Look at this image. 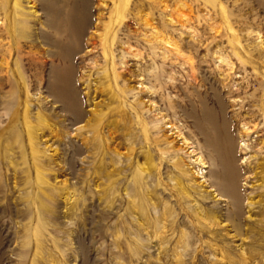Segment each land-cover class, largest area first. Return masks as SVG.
Returning <instances> with one entry per match:
<instances>
[{
    "label": "rangeland",
    "instance_id": "rangeland-1",
    "mask_svg": "<svg viewBox=\"0 0 264 264\" xmlns=\"http://www.w3.org/2000/svg\"><path fill=\"white\" fill-rule=\"evenodd\" d=\"M154 1L162 20L129 22L140 43L116 37L113 62L93 8L68 64L37 44L29 71L38 8L0 0V264H264V0ZM57 72L78 119L49 93ZM199 100L211 125L189 118Z\"/></svg>",
    "mask_w": 264,
    "mask_h": 264
},
{
    "label": "bare ground",
    "instance_id": "bare-ground-1",
    "mask_svg": "<svg viewBox=\"0 0 264 264\" xmlns=\"http://www.w3.org/2000/svg\"><path fill=\"white\" fill-rule=\"evenodd\" d=\"M30 1L32 6L38 8V11L33 12V15L37 16L36 21H38L32 26L34 27L36 25V29H31V24L33 22L30 20L25 21V24L28 25L27 27L29 29V32L27 31L28 35H26V66L29 71L41 67V64H38L35 59L37 44L46 47L43 54L45 59H53L54 57H57L59 61L68 64L75 52L74 47L79 45L81 37L92 24L94 10L96 11V14L100 12L97 14V21H99V24H96L95 27L96 30H100L101 33L97 36L91 37L90 40L94 41V46H99L102 50V59L104 61L112 60L111 62H113V56L110 55V52L114 46L117 47L119 45L118 41L115 42L116 37L121 36L126 40L128 39L127 42L134 40L136 44L138 42L140 43L139 40L134 39L133 36L129 35V22H135L138 27H151L153 25L150 24L151 21L155 19L161 21V17L164 13L163 10H159V4L154 0H97L98 3L96 6H94V0ZM15 7L16 11H18L20 8L18 0H16ZM144 10L148 11L147 16L145 15V17H141L140 14ZM105 18L108 22L104 24L101 20H104ZM12 20L15 25L16 23H20L15 16ZM161 28L167 32L166 26L161 25ZM48 48L53 50H49ZM68 69L67 77L70 76V72L72 73L73 68L68 65ZM57 77L59 78L58 72L55 75L54 84L52 83L49 86V93L54 94L55 102L61 104V109L71 116V118H80L81 111L76 93L71 89V86H69L68 80L59 83V80L57 82ZM1 80L2 77H0V81ZM55 83H58V85ZM197 114L206 123H211V110L207 108V104L203 100H199L198 104L191 108L189 115L190 120L195 122ZM27 129L29 134L28 137H31V130L29 127ZM224 137L225 139L227 138L225 135ZM31 150L33 155H37L32 146ZM224 154H226V158L224 161H221L223 190L228 195L232 208L234 207L237 209L240 200L238 194L239 186L237 182L239 170L237 166L233 164V150L230 145L229 148H226ZM196 159L200 163L202 169L208 168L200 156H197ZM219 199L227 201L224 196L219 195ZM49 261V264H58L55 258H51Z\"/></svg>",
    "mask_w": 264,
    "mask_h": 264
}]
</instances>
